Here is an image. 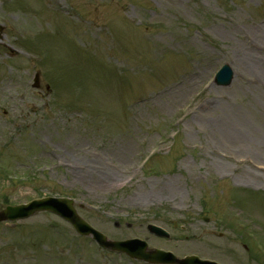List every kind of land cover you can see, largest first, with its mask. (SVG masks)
I'll use <instances>...</instances> for the list:
<instances>
[{
  "label": "rangeland",
  "instance_id": "obj_1",
  "mask_svg": "<svg viewBox=\"0 0 264 264\" xmlns=\"http://www.w3.org/2000/svg\"><path fill=\"white\" fill-rule=\"evenodd\" d=\"M0 25V209L65 196L107 238L264 264L226 226L264 241V0H0ZM89 243L42 213L0 226V264Z\"/></svg>",
  "mask_w": 264,
  "mask_h": 264
},
{
  "label": "water",
  "instance_id": "obj_2",
  "mask_svg": "<svg viewBox=\"0 0 264 264\" xmlns=\"http://www.w3.org/2000/svg\"><path fill=\"white\" fill-rule=\"evenodd\" d=\"M232 78V71L224 66L216 76L217 84L228 85ZM38 210L54 211L69 221L72 226L79 232L88 234L90 228L77 217L72 202L66 199H43L41 201L32 202L29 205L8 208L6 212L0 213V220H15L25 218ZM96 238L104 245H109L113 249L123 251L134 258L150 260L154 262H167L171 260V255L160 252L158 250L149 251L144 243L138 241H127L122 243H109L101 236L95 234ZM184 263V262H183Z\"/></svg>",
  "mask_w": 264,
  "mask_h": 264
},
{
  "label": "flooded vegetation",
  "instance_id": "obj_3",
  "mask_svg": "<svg viewBox=\"0 0 264 264\" xmlns=\"http://www.w3.org/2000/svg\"><path fill=\"white\" fill-rule=\"evenodd\" d=\"M100 251V250H99ZM99 251H98V255H99ZM102 253H103V250H101ZM102 255V254H101ZM101 261L102 260H93L92 262H87V264H101ZM138 263H141V262H138ZM145 264V263H144Z\"/></svg>",
  "mask_w": 264,
  "mask_h": 264
},
{
  "label": "bare ground",
  "instance_id": "obj_4",
  "mask_svg": "<svg viewBox=\"0 0 264 264\" xmlns=\"http://www.w3.org/2000/svg\"><path fill=\"white\" fill-rule=\"evenodd\" d=\"M240 147H243L242 145H239Z\"/></svg>",
  "mask_w": 264,
  "mask_h": 264
},
{
  "label": "trees",
  "instance_id": "obj_5",
  "mask_svg": "<svg viewBox=\"0 0 264 264\" xmlns=\"http://www.w3.org/2000/svg\"><path fill=\"white\" fill-rule=\"evenodd\" d=\"M155 171V170H154ZM155 173H157L156 171H155Z\"/></svg>",
  "mask_w": 264,
  "mask_h": 264
}]
</instances>
